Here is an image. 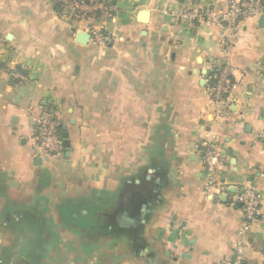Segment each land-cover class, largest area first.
Segmentation results:
<instances>
[{
  "label": "crops",
  "instance_id": "1",
  "mask_svg": "<svg viewBox=\"0 0 264 264\" xmlns=\"http://www.w3.org/2000/svg\"><path fill=\"white\" fill-rule=\"evenodd\" d=\"M88 3L0 0V264H229L240 244L264 264V21L228 46L202 20L227 0ZM93 28L107 45L77 43ZM40 120L68 156L38 153ZM215 137L223 182L261 196L255 219L204 193Z\"/></svg>",
  "mask_w": 264,
  "mask_h": 264
},
{
  "label": "built area",
  "instance_id": "2",
  "mask_svg": "<svg viewBox=\"0 0 264 264\" xmlns=\"http://www.w3.org/2000/svg\"><path fill=\"white\" fill-rule=\"evenodd\" d=\"M66 4L79 16L90 11L88 0H65ZM264 7L261 0H227V9L225 11H204L202 20L212 26L218 27L227 33L229 43H233L237 34L241 31V26L248 20L258 19L263 15ZM188 19V15L183 16ZM91 43L93 45H107L109 37L95 28L89 32ZM233 75V71L229 66L219 68L216 81L212 86L213 99L217 102L224 100V96L228 94L229 77ZM38 145L37 148L44 155L55 156L63 149V140L59 134L55 122L40 120L38 122ZM259 140L264 144V131L259 134ZM204 159L203 164L207 171V180L204 185V193L211 196L215 200H219L223 196H227L231 205L240 208L245 220H252L259 214L261 206V196L253 187L247 186L238 188L223 182V170L226 164V156L218 137L205 138L203 142ZM236 258L229 264H244L245 248L243 245H237L234 248Z\"/></svg>",
  "mask_w": 264,
  "mask_h": 264
},
{
  "label": "water",
  "instance_id": "3",
  "mask_svg": "<svg viewBox=\"0 0 264 264\" xmlns=\"http://www.w3.org/2000/svg\"><path fill=\"white\" fill-rule=\"evenodd\" d=\"M147 18V13L143 12L141 13V19L142 21H145ZM262 21H264V17L263 15L260 17ZM12 36L9 37V39H11ZM91 40V36L87 33L81 32L78 34L77 36V43L81 44V45H88V43ZM64 142H63V147L65 148V155L68 156L70 153V141L67 139L68 138V134L64 133Z\"/></svg>",
  "mask_w": 264,
  "mask_h": 264
},
{
  "label": "rangeland",
  "instance_id": "4",
  "mask_svg": "<svg viewBox=\"0 0 264 264\" xmlns=\"http://www.w3.org/2000/svg\"><path fill=\"white\" fill-rule=\"evenodd\" d=\"M38 153L42 154L41 151H39Z\"/></svg>",
  "mask_w": 264,
  "mask_h": 264
}]
</instances>
